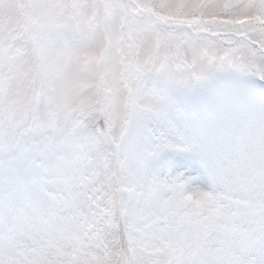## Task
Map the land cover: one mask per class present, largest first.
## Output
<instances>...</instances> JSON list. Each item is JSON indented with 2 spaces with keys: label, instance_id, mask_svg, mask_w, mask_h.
Segmentation results:
<instances>
[{
  "label": "snow or ice",
  "instance_id": "6c2138e0",
  "mask_svg": "<svg viewBox=\"0 0 264 264\" xmlns=\"http://www.w3.org/2000/svg\"><path fill=\"white\" fill-rule=\"evenodd\" d=\"M0 264H264V0H0Z\"/></svg>",
  "mask_w": 264,
  "mask_h": 264
}]
</instances>
